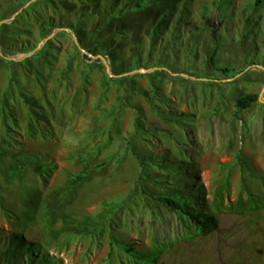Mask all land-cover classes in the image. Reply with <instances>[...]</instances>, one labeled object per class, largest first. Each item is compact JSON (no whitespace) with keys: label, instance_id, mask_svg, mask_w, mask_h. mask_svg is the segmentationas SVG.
Returning <instances> with one entry per match:
<instances>
[{"label":"rangeland","instance_id":"rangeland-1","mask_svg":"<svg viewBox=\"0 0 264 264\" xmlns=\"http://www.w3.org/2000/svg\"><path fill=\"white\" fill-rule=\"evenodd\" d=\"M27 1L0 0V264L263 263L264 0Z\"/></svg>","mask_w":264,"mask_h":264},{"label":"trees","instance_id":"trees-1","mask_svg":"<svg viewBox=\"0 0 264 264\" xmlns=\"http://www.w3.org/2000/svg\"><path fill=\"white\" fill-rule=\"evenodd\" d=\"M103 54V53H100ZM214 55V50H212L207 58V61L210 65H213L212 58ZM221 73H226L227 68L221 67L217 69ZM256 99V96L254 94H244L238 98L235 99L234 105L237 109H244L249 106L251 102H253ZM137 124L134 123V129L137 130ZM16 157H22V159L29 160L31 157H25L21 154H13L12 158ZM82 175H76L72 179V183H75L79 179H81ZM156 200L160 203H162L164 206L169 208L172 211H178L182 215L186 216L188 219H190L194 224H196L198 232L202 235H207L211 233L216 226V218L213 214L202 211L200 214L193 212V210L185 209L183 208L182 204L178 202L177 200L166 197V196H158L156 197Z\"/></svg>","mask_w":264,"mask_h":264},{"label":"water","instance_id":"water-1","mask_svg":"<svg viewBox=\"0 0 264 264\" xmlns=\"http://www.w3.org/2000/svg\"><path fill=\"white\" fill-rule=\"evenodd\" d=\"M32 1H34V0H28V1L23 5V7L26 6L28 3L32 2ZM18 11H19V10H18ZM8 20H9V19H3V20H0V24L5 23V22H7ZM56 30L68 31V32H69V35H70V37H71V39L73 40V42H74V44H75V46H76V48H77L79 51L84 52V51H83V50L77 45V43H76V41H75L74 34H73L69 29H67V28H56ZM49 36H50V35L45 36V37L42 39V42L39 43L36 47H34V48L28 53V55H31L32 53H34L35 51H37V50L40 48V46L42 45V43H43L45 40H47V39L49 38ZM84 54L87 55V56H89V54L86 53V52H84ZM0 57L5 58V59H13V58H7V57H5V56L1 55V53H0ZM92 57H94V58H98V59L100 60L102 66L104 67V69H105V71H106V74H107L108 76L116 77V76H120V75H125V74H127V73L120 74V75H112V74H109V73H108V67H107V64H106L105 60H104L101 56H99V55H95V56H92ZM150 70H163V71H166V72H168L169 74L173 75V73H171V72H170L168 69H166L165 67H152V68H150ZM135 71L138 72V73H142V72H146L147 70H144V69H142V68H138V69H136ZM128 73H129V72H128ZM183 76H185V75H183ZM256 99H257V100H260V99H259V96H257Z\"/></svg>","mask_w":264,"mask_h":264},{"label":"bare ground","instance_id":"bare-ground-1","mask_svg":"<svg viewBox=\"0 0 264 264\" xmlns=\"http://www.w3.org/2000/svg\"><path fill=\"white\" fill-rule=\"evenodd\" d=\"M160 3V2H159ZM157 4V3H156ZM165 4H166V2H165ZM163 7V6H162ZM159 8V7H158ZM128 21V20H127Z\"/></svg>","mask_w":264,"mask_h":264},{"label":"crops","instance_id":"crops-1","mask_svg":"<svg viewBox=\"0 0 264 264\" xmlns=\"http://www.w3.org/2000/svg\"><path fill=\"white\" fill-rule=\"evenodd\" d=\"M260 264H264V262L263 263H260Z\"/></svg>","mask_w":264,"mask_h":264}]
</instances>
